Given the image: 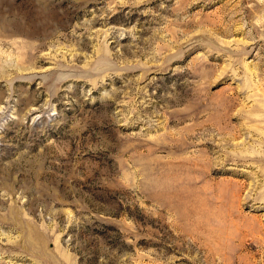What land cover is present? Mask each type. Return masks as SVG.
<instances>
[{
	"label": "rangeland",
	"instance_id": "rangeland-1",
	"mask_svg": "<svg viewBox=\"0 0 264 264\" xmlns=\"http://www.w3.org/2000/svg\"><path fill=\"white\" fill-rule=\"evenodd\" d=\"M0 264H264V0H0Z\"/></svg>",
	"mask_w": 264,
	"mask_h": 264
}]
</instances>
